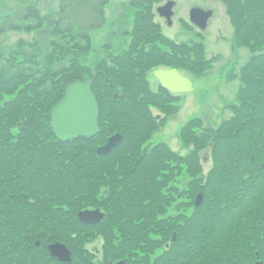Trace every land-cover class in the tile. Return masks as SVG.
<instances>
[{
	"label": "trees",
	"instance_id": "trees-1",
	"mask_svg": "<svg viewBox=\"0 0 264 264\" xmlns=\"http://www.w3.org/2000/svg\"><path fill=\"white\" fill-rule=\"evenodd\" d=\"M62 1L58 16H42L35 4L0 19V34L34 30L25 25L34 19L54 35L89 45L91 32L105 23L109 0L98 1L99 24L78 31L65 17L71 0ZM156 1L131 3L138 11L133 33L126 32L133 35L128 50L91 65L74 56L50 88L24 72L0 76V209H10L14 221L57 227L60 241L74 250L72 264H94L89 254L82 256L83 244L102 227L118 241L103 247L107 264L115 258L125 264H264V0H222L236 39L253 55L242 67L240 103L231 119L205 128L201 118H193L181 129L182 142L192 147L186 155L167 143L146 144L166 115L180 110L181 99L164 87L151 88L147 73L164 66L204 75L213 59L206 58L203 41L179 43L163 33L153 19ZM74 45L75 55L88 50ZM86 78L95 79L101 132L63 143L50 126L51 109L69 82ZM116 133L123 141L98 156L99 146ZM206 150L213 165L205 175ZM182 174L189 178L186 191L176 185ZM201 193L205 199L197 206ZM173 205L176 214L167 217ZM98 208L106 214L101 224L81 222L80 211ZM71 229L81 233L72 238Z\"/></svg>",
	"mask_w": 264,
	"mask_h": 264
},
{
	"label": "rangeland",
	"instance_id": "rangeland-1",
	"mask_svg": "<svg viewBox=\"0 0 264 264\" xmlns=\"http://www.w3.org/2000/svg\"><path fill=\"white\" fill-rule=\"evenodd\" d=\"M67 1V0H66ZM99 0H71L70 12L66 14L68 23L73 25L74 31L87 29L90 25L99 24L101 15L98 11ZM171 0H160L152 4L155 22L160 25L163 33L170 39L179 43H195L203 41L206 51V58L213 59L212 66L204 75H194L185 70L183 74L188 75L193 82L194 90L181 94L177 101L180 109L176 115H166L163 123L154 134V137L146 144L153 147L163 142L167 143L175 152L186 155L192 147H187L181 139V129L188 124L190 119L201 118L205 128L218 127L226 120L231 119L236 105L240 103L239 92L243 86L242 67L248 63L253 52L248 47L239 44L235 37L236 28L233 26L230 16L227 15V8L222 0H174L175 15L174 23L169 25L167 20L158 13V8ZM133 0H109L104 8V25L94 29L91 33L90 44L83 40H71L70 36H58L52 33L50 26L40 28L37 20L27 19L25 25L35 28L34 30L21 29L4 32L0 34V76H12L24 72L32 76L31 80L43 78L46 87L50 88L52 78L63 68L72 67V58H78L85 65L94 64L102 57L110 54L117 55L118 51L128 50L133 38L132 29L135 25V17L138 10L132 6ZM37 5L42 16L54 14L58 16L62 0H0V19L17 15L28 5ZM194 7L213 10V18L205 31L199 29L191 22L190 13ZM187 23L188 25H184ZM25 27V26H23ZM131 31V34H126ZM88 47L87 52L81 55L76 51L75 43ZM110 46V48H106ZM121 51V52H122ZM164 66H162L163 68ZM154 68L147 73L149 85L154 90H159L160 82L153 75ZM61 79L57 77V80ZM63 81V79L61 80ZM156 114H165L154 109ZM159 118L161 116H158ZM204 174H208L212 168L209 158V150L203 152ZM189 178L182 174L176 183L181 191H186V183ZM174 183V184H175ZM173 184V185H174ZM181 198L179 197V200ZM196 199V198H195ZM173 205L169 209L167 217L175 215ZM191 207L189 210L191 212ZM71 235L79 234L81 231ZM110 229L102 227L90 231L83 247L95 251L99 248L100 253L96 255L97 264L104 262L105 248L107 243L118 242ZM75 235V236H76ZM109 236V237H108ZM120 237V236H117ZM151 255L152 259L159 254ZM85 253V254H84ZM89 253L83 252L82 256ZM116 261L125 259L115 258ZM106 264V260L104 262Z\"/></svg>",
	"mask_w": 264,
	"mask_h": 264
},
{
	"label": "water",
	"instance_id": "water-1",
	"mask_svg": "<svg viewBox=\"0 0 264 264\" xmlns=\"http://www.w3.org/2000/svg\"><path fill=\"white\" fill-rule=\"evenodd\" d=\"M175 5L176 2L171 0L158 9L159 14L168 20L169 25L174 22ZM213 14V10L194 7L191 10L190 18L193 24L205 31ZM154 75L159 79L161 87L173 94H186L194 90L192 80L188 76L182 75L177 68L157 69L154 71ZM94 83V78L69 82L65 86V94L62 100L58 101L51 109L50 126L61 142L64 143L78 138H93L101 132V124H99L100 103L93 90ZM119 97V94H117L116 98ZM123 139L124 136L121 133L110 136L106 144L98 148L97 155H109ZM204 199V194H199L196 197V205L201 206ZM78 215L85 225H98L106 219V214L99 208L83 210ZM176 240L177 234L175 233L173 241ZM51 250H54L62 261L72 262L71 250L63 243L51 246ZM118 264H124V262ZM258 264H262V262Z\"/></svg>",
	"mask_w": 264,
	"mask_h": 264
},
{
	"label": "flooded vegetation",
	"instance_id": "flooded-vegetation-1",
	"mask_svg": "<svg viewBox=\"0 0 264 264\" xmlns=\"http://www.w3.org/2000/svg\"><path fill=\"white\" fill-rule=\"evenodd\" d=\"M26 213L28 217H32V213L29 210ZM12 216L10 209H0V264L73 263L74 250L69 245L67 247L72 253V262L69 263L62 261L56 252L51 250V246L61 242L58 238L57 227L41 226L37 220H31L30 222L24 220L14 221L11 220ZM71 237L74 238L75 234L71 235ZM95 249L98 250L86 249V251L89 253L90 259L94 261V264H97L95 257L100 253V249ZM104 262L101 264H104ZM111 264H117V261L111 262Z\"/></svg>",
	"mask_w": 264,
	"mask_h": 264
}]
</instances>
